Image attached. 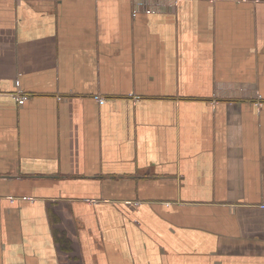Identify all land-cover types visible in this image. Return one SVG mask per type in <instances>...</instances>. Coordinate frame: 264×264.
<instances>
[{
	"label": "crops",
	"instance_id": "0c3cea01",
	"mask_svg": "<svg viewBox=\"0 0 264 264\" xmlns=\"http://www.w3.org/2000/svg\"><path fill=\"white\" fill-rule=\"evenodd\" d=\"M0 264H264V0H0Z\"/></svg>",
	"mask_w": 264,
	"mask_h": 264
},
{
	"label": "built area",
	"instance_id": "2783aa9c",
	"mask_svg": "<svg viewBox=\"0 0 264 264\" xmlns=\"http://www.w3.org/2000/svg\"><path fill=\"white\" fill-rule=\"evenodd\" d=\"M19 100L23 101L27 99V95H19L18 97Z\"/></svg>",
	"mask_w": 264,
	"mask_h": 264
}]
</instances>
